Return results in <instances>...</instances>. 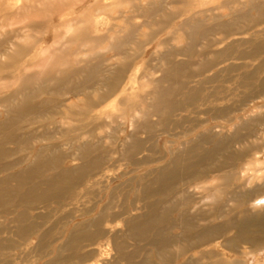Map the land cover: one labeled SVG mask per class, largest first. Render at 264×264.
Listing matches in <instances>:
<instances>
[{"label":"rangeland","instance_id":"374dc122","mask_svg":"<svg viewBox=\"0 0 264 264\" xmlns=\"http://www.w3.org/2000/svg\"><path fill=\"white\" fill-rule=\"evenodd\" d=\"M187 18L203 24L189 51L190 27L179 28ZM130 33L125 60L111 44ZM89 59L115 82L121 63L129 65L103 102L85 107V89L76 97L48 90L63 69ZM166 69L169 79L158 83ZM35 74L27 84L48 89L34 101L52 100L54 115L43 111L13 131H31L30 140L0 143V179L38 152L68 156L0 205V264H264V0H0V97ZM157 90L172 109L161 103L152 115ZM133 138L140 150L133 144L132 158L123 157ZM175 156L177 175L155 184ZM162 209L167 223L156 217ZM17 216L28 229L20 236ZM129 221L147 223L145 234L130 232Z\"/></svg>","mask_w":264,"mask_h":264},{"label":"bare ground","instance_id":"6f19581e","mask_svg":"<svg viewBox=\"0 0 264 264\" xmlns=\"http://www.w3.org/2000/svg\"><path fill=\"white\" fill-rule=\"evenodd\" d=\"M154 5H155V2L150 5V7L148 8L147 11H145V13L148 14V15H152L154 13V11H155V7H153ZM162 22H163V20H161V23ZM252 23H254V25H251V24L247 25L248 29H251L253 26L257 25L256 24L257 23L256 19L254 21H252ZM184 26L190 27V29H189L190 31L189 32L187 31V33H186V36L189 39V43H188L189 47H187L185 49V51H187V50L189 51L194 46L193 42H194L195 36L199 35V36L202 37L203 29L199 30V28H202L203 24L199 20H196V19H193V18H187L183 22V24L180 25L179 28L183 30ZM220 26L224 27V28H227V26H225L223 24L220 25ZM237 29H239V28H237ZM236 33H239V32H236ZM230 35H231V33H228L227 37L230 36ZM254 35L256 36L257 33L254 32ZM130 37H132L131 33H130L129 36H127V37L125 36L122 39V41H120V39H119V40L116 41L115 44L114 43L111 44V48L116 52L117 55L124 56L126 54V51L123 50V44L128 42L127 39H130ZM95 39L97 40L98 38H94V40ZM90 40H92V39L89 38V41ZM259 46H261V45H258V44L256 45V47H259ZM185 51L183 50L182 52H176V53L177 54L183 53V52L185 53ZM17 54H18V52H15L14 56L17 55ZM124 59L125 60L128 59L127 54H126V56H124ZM9 60L11 61V63L15 61L13 59H9ZM92 62H93L92 59H89L88 61H86V63L83 66L76 67L73 70L72 69H68V68L63 69L61 71V76L56 77L55 84H54V87L52 89H50V88L48 89V87H44L43 88L42 85H44V84H41V85H39V86H37L35 88L32 87L31 85L27 84L28 80H31L33 78L39 77L38 76L39 74L23 76L21 78L20 83L14 88V91H12L11 93L5 95L2 98L0 97V106L4 107L5 112H6L5 119L0 121V143L1 142L3 143V142H5V141H7L9 139H12L13 136H16L17 137L16 139H18L20 141H23V142L31 139V137L33 136L31 131L28 134H24V135H20V134L19 135L18 134L15 135V133H13V131L18 130L19 128H21V125L23 124V122H22L23 120H27L25 122L26 123L25 126H29V125L32 124L30 120L35 119V117H37L39 114H43V111H46L45 115L48 114L47 112H49V110L52 108L51 107V104H52L51 101L52 100L47 99V100H40L39 102L34 101V99L36 97H38V94H40L43 89H45V91H47V89L50 90V91H54V94H57V95L58 94H63V95L72 94L75 97L78 96L81 93V91H83V89L89 90V92H87V94H84V96H85L84 105H85V107H90V108L96 107L100 102H103L108 96H110V94L112 92V89L114 88V84H117V82H119L120 77H121L120 75H122V73L125 70L127 71V69H128L129 65L127 63H125L127 61H124L123 63H121L119 68L113 73V75L115 74L114 76H117V81L116 82L113 80V78L110 80L106 76V74L104 76H102L103 73H102V75L100 77V75L98 73H100L99 72L100 71L99 70V68H100V64L99 63H101V62H98V63L96 62L94 64ZM11 63H10V65H12ZM176 68L179 70L181 67L180 66H178V67L176 66ZM52 73L53 72H48V74L47 73L46 74L48 76L53 77ZM77 75L79 76V79H81V80L79 82L73 84V86H70L68 84V82L70 81V79L72 77H75ZM170 75H171L170 70H168V71H167V69L164 70L162 77L158 80V83H160V81H162V80L169 79ZM99 77L100 78L104 77V80L102 81ZM99 79H100V81L102 83L99 81ZM97 82H100L103 85V87L100 88V90L103 89L104 92H102L101 94H98L97 96H95V98L97 99V102H96V100L92 99L93 98L92 94L96 93V91H97L95 89V83L98 84ZM36 88H38V89L36 90ZM152 98H153V102L150 105V108L153 106L152 115H158V113L161 114L162 111L165 110V109H162L160 107L161 103L166 105V111L167 110L170 111V109H172L171 107L169 109V107L167 106V104L172 103V101L170 102L168 100V98L166 97V94H162V92H160L159 90L154 92ZM64 100L65 99L63 98V100L61 101L59 107L63 104ZM123 100H122L121 104H125L126 106H130V102H131L130 98H125ZM55 107H58V105L56 104ZM66 111H69V109L65 108V112H59V113L60 114L61 113L66 114ZM53 113H51V110H50V116L54 115ZM149 113L150 112H148V115H149ZM77 114L81 115V114H83V111H81V112H75L74 111V115H77ZM29 116H30V118H29ZM144 126H145V124L143 123V124H139L136 128H140L141 129V128H144ZM84 144H86V143H84ZM133 144H135L137 146V150L138 149L140 150L141 142H139L138 139H134L133 138L132 142H130L128 144V146L125 147L124 152H123V157H124V155L127 156V153L133 147ZM87 145H88V143L86 144L85 151H86V148L87 149L89 148ZM51 148H50V150H51ZM45 149H47V148H45ZM52 150L53 151L50 153V155L44 156V157L42 155V151L36 153L35 154V158H34L35 160L33 162H31L24 170H22V171H20L18 173H15V174H8L6 176V178L0 179V205L4 206L7 203H9L11 200H14L13 198L16 196V194H18V193H16V191H17L16 189L18 187H20L22 184H24L25 182H27L26 180H27V178L29 176L30 177L32 176L35 179V178L38 177V175L41 173V171L44 168L48 169V168H52V167H56V168L60 167L61 163L63 162L65 157L68 156V154L65 153L64 151H61L60 149H57V148H55V149L52 148ZM78 152L79 153L77 155V158L81 159V160L84 159L85 154H84L83 147L79 148ZM6 153H4L3 150H0V159L3 158V156ZM132 156H133V154H129L127 156V158L128 157L132 158ZM41 157H43V159ZM178 159H179V157L175 156L172 159L171 163H169L166 167H164V168H162L160 170L159 177L156 179L155 184H161V183L165 182L167 179H169L170 177H175L177 175V172H175V170H177L176 168H178L179 165H181L179 163ZM16 165L17 164H14L11 168L15 167ZM83 166L84 165L79 166V168L77 170L79 172H81L82 170H84ZM55 179L56 180L60 179V176H55ZM7 180L8 181H10V180H14L15 181L14 185L12 184L13 187L12 186H7V184H6V182H8ZM25 189H27V188L25 187ZM42 189H44V188H42ZM31 191L33 192V190L30 189V192ZM147 214H149V213H147ZM147 214L145 216H147ZM167 215H168V212L166 210L162 209V212L161 213L159 212V214L156 215V217L159 218V222L161 221V223H164V222L167 223V221H168ZM152 216H154V215H152ZM23 218L24 217H22V216H17V218H16V222H18V223L20 222V225H19L18 231H17L19 236L24 234V233H26V231L28 230V229L27 230L25 229V227L27 225L24 226L23 223L21 224V222L23 221ZM166 218H167V220H166ZM23 222H25V221H23ZM96 222L97 221H95V223ZM145 224H147V223L144 222L143 224H140V223L137 224L135 221H129L128 228H129L130 232H134L135 236L136 235H142V234H145L146 229H147L144 226ZM139 227H141V228L139 229ZM73 236L75 238V235H73ZM44 237H46V239H47L49 237V233H45V234L42 235V238H41V241L39 243L40 244L39 246L43 245V243L45 242V238ZM21 238L25 239L24 237H21ZM71 238L69 239V242L67 243V246L68 245L70 246V243L72 241ZM241 240H243V239H241ZM5 245H6V243L4 244L3 240H0V251L3 248L6 247ZM9 246H8V248H9Z\"/></svg>","mask_w":264,"mask_h":264}]
</instances>
